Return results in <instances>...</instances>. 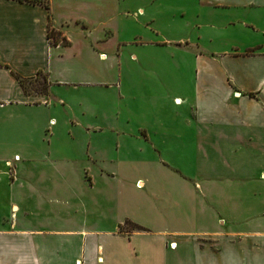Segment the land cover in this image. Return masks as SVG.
Here are the masks:
<instances>
[{"label": "crops", "instance_id": "0c3cea01", "mask_svg": "<svg viewBox=\"0 0 264 264\" xmlns=\"http://www.w3.org/2000/svg\"><path fill=\"white\" fill-rule=\"evenodd\" d=\"M43 1L0 0V264H264V0Z\"/></svg>", "mask_w": 264, "mask_h": 264}, {"label": "rangeland", "instance_id": "374dc122", "mask_svg": "<svg viewBox=\"0 0 264 264\" xmlns=\"http://www.w3.org/2000/svg\"><path fill=\"white\" fill-rule=\"evenodd\" d=\"M47 85V80L45 81V79H44V76L43 75H41V74H39V75H37L34 79H32L31 81H27L26 83H25V89H26V91L28 92V93H42L43 92V89H44V87ZM67 126H68V123L66 122V119H64V118H59V120H58V125L56 126V127H50V130L52 131V130H55V131H57V132H59V133H64V132H66V128H67ZM70 126V125H69ZM104 126V125H103ZM78 127V126H77ZM74 128L73 129V132L75 131V133L77 134V136L79 137V138H84L85 137V139H87V137L86 136H84V133H85V131H83L80 127L79 128ZM76 129V130H75ZM72 130V129H71ZM48 132H49V130H48ZM104 132H108V131H105V130H103V133ZM101 134V133H100ZM86 135V134H85ZM84 136V137H83ZM82 139H79V141L78 142H81V144H83L82 142ZM119 144H122V141H119L118 142ZM94 145H96L98 148H102V147H104L105 146V142L104 141H96V142H94V144H93V146ZM117 149V142L115 141L114 142V149ZM127 148H129V149H131V148H135V146H130V147H128L127 146ZM193 159H196V158H193ZM192 159V160H193ZM193 164V163H192ZM131 175V174H130ZM137 175V174H136ZM1 192L4 194V195H7L8 194V192H7V190H6V188H1ZM124 228L125 229H131V225H129V224H127V225H124Z\"/></svg>", "mask_w": 264, "mask_h": 264}, {"label": "trees", "instance_id": "16d2710c", "mask_svg": "<svg viewBox=\"0 0 264 264\" xmlns=\"http://www.w3.org/2000/svg\"><path fill=\"white\" fill-rule=\"evenodd\" d=\"M20 1H26L28 3H34V4H36V3L37 4H42L43 6H45L47 8V4L43 0H20ZM47 35H48V38L50 40V43L53 44V45H56L57 43H60L62 45H66L67 44L66 39L64 37H60V34L57 31H55L53 28H51L50 26L48 28ZM16 78L19 81V83H20L21 87L23 88V90L25 92H27L26 89H25V83L27 81H31L32 79L31 78L30 79H25V78H22V77H19V76H16ZM44 79L46 81L45 76H44ZM46 88H47V85L44 87L42 93L46 92ZM127 224L131 225V229H143L142 227H140V226H138L136 224H133L131 222H125L124 223V225H127ZM124 225L121 227V229H125Z\"/></svg>", "mask_w": 264, "mask_h": 264}, {"label": "built area", "instance_id": "2783aa9c", "mask_svg": "<svg viewBox=\"0 0 264 264\" xmlns=\"http://www.w3.org/2000/svg\"><path fill=\"white\" fill-rule=\"evenodd\" d=\"M172 246V245H171Z\"/></svg>", "mask_w": 264, "mask_h": 264}]
</instances>
